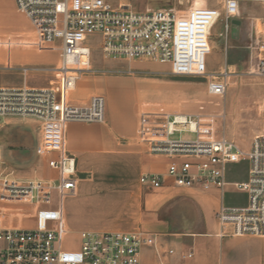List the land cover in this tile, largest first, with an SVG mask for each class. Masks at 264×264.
<instances>
[{"label":"built area","instance_id":"1","mask_svg":"<svg viewBox=\"0 0 264 264\" xmlns=\"http://www.w3.org/2000/svg\"><path fill=\"white\" fill-rule=\"evenodd\" d=\"M222 8L201 7L180 16L175 10L147 9L134 12L116 7L112 0H15L17 10L31 22L40 44H61L57 81L51 89L0 88V121L10 117H31L41 124L38 155L57 176L50 180L19 181L1 172L0 153V264H142L146 248H158L157 237L143 232H79L80 244L65 249L67 232L64 199L76 195V158L66 149V128L71 122L104 123L106 99L96 95L87 106L71 103L80 77L93 72L94 49L90 38L99 36L105 58L114 60H153L169 65L172 75L205 77L215 80L210 92L224 95L226 71L211 74L212 33L224 25L221 37L229 45L233 20L239 19L245 4H264V0H222ZM249 49L258 57V74L264 77V36ZM198 116L184 113L144 114L139 125V142L154 156L171 159L167 177L186 190L224 192L226 169L244 161L250 163L249 179L234 184L248 194L246 208L221 206L217 219L221 236L264 237V105L263 133L249 152L226 137L214 138L203 130ZM191 134L192 139H183ZM180 135L179 139H175ZM140 183L148 190L164 187L165 177L144 175ZM58 207L53 208L54 196ZM27 204L40 208L34 229H11L5 225L7 206ZM169 250V255H174ZM193 254L184 255L191 259ZM158 264H166L163 259Z\"/></svg>","mask_w":264,"mask_h":264},{"label":"crops","instance_id":"2","mask_svg":"<svg viewBox=\"0 0 264 264\" xmlns=\"http://www.w3.org/2000/svg\"><path fill=\"white\" fill-rule=\"evenodd\" d=\"M252 6L253 23L262 21L264 26V4ZM58 44H40L29 19L17 10L15 0H0V88L51 89L57 81L56 70L60 64L61 44ZM238 66L239 62L232 58V68ZM162 89L169 96L173 94V88ZM114 91L115 88H97L91 79L83 77L70 95L71 103L78 107L86 106L95 95L106 99L105 124L71 122L66 128V149L76 158L77 192L68 198L75 201L76 218L82 217L79 215L81 202L114 200L125 204L117 217L105 222H87L81 231L147 232L156 236L158 248L144 249L142 264H157L161 259L166 264H264V237L221 236L217 219L221 206L246 208L249 204L246 193L245 206L225 204L229 187L235 190L234 184L245 183L229 179L232 165L226 169L228 185L223 193L217 189L203 192L176 187L166 175L171 159L150 154L148 147L139 142L140 124L136 119H123L127 106L122 98L110 94ZM43 164L39 176L25 179L56 178L57 174L46 160ZM130 172L134 173L132 181L127 176ZM144 175L164 176V187L148 190L140 183ZM180 204L191 205L192 211L182 215L185 219L176 221L171 210ZM9 214L4 219L5 225L15 229L16 219ZM64 216L69 224V211H64ZM35 226L36 221L31 229ZM169 250H173L174 255L169 256ZM190 253L193 254L191 259L183 258Z\"/></svg>","mask_w":264,"mask_h":264},{"label":"rangeland","instance_id":"3","mask_svg":"<svg viewBox=\"0 0 264 264\" xmlns=\"http://www.w3.org/2000/svg\"><path fill=\"white\" fill-rule=\"evenodd\" d=\"M112 3L116 7L123 6L134 12L171 9L180 16H185L194 8L223 6L222 0H112ZM254 12V6L245 5V10L239 18L242 24L233 34L231 32L228 47L220 36L224 32L223 23H218L213 30V51L208 66L211 74H220L226 70L230 73L225 79L227 91L224 95H214L210 92V84L215 80L212 76H174L169 65L153 60L119 61L105 58L100 48V37L97 35L90 38V45L94 49L93 72L83 74L80 79H91L97 88H115L116 91L110 94L124 100L127 106L123 115L125 121L132 118L140 124L144 114L184 113L198 116L205 124L204 132L210 133L214 138L226 137L249 152L255 138L263 133L264 77L258 74V57L252 54L249 47L255 41L256 33L260 39L263 38L264 26L262 21L253 23ZM232 58L239 62L236 69L232 68ZM162 88H173V94L169 96ZM106 121L95 124H105ZM174 138L179 139L180 135ZM181 138L192 139L194 136L183 134ZM40 139L41 124L35 118L10 117L6 122L4 119L0 121V153L3 160L1 172L4 176L27 181L25 178H34L41 174V166L45 160L37 153ZM249 170L248 161L232 165L229 169V179L234 182H247ZM127 176L129 181L134 179L132 172ZM247 200L245 193L229 187L225 204L245 206ZM58 201L55 195L53 208L58 207ZM74 202L68 198L62 202L64 211H69L70 215L64 235L65 249H69V245L79 247L78 235L86 228L87 222L91 224L108 221L117 217L125 208L121 201L88 200L79 204V215L82 217L78 219L74 213ZM7 207V214L10 213L9 216L13 215L16 219L13 223L15 229H31L35 215L40 209L27 204ZM171 211L176 221H180L185 219L183 214L185 216L192 211V206L175 205Z\"/></svg>","mask_w":264,"mask_h":264},{"label":"water","instance_id":"4","mask_svg":"<svg viewBox=\"0 0 264 264\" xmlns=\"http://www.w3.org/2000/svg\"><path fill=\"white\" fill-rule=\"evenodd\" d=\"M232 23H233V25H234V30H233V32H234L235 30L239 29L240 26H241V24H242V22H241L239 19L233 20Z\"/></svg>","mask_w":264,"mask_h":264},{"label":"bare ground","instance_id":"5","mask_svg":"<svg viewBox=\"0 0 264 264\" xmlns=\"http://www.w3.org/2000/svg\"><path fill=\"white\" fill-rule=\"evenodd\" d=\"M194 9H197V8H194Z\"/></svg>","mask_w":264,"mask_h":264}]
</instances>
